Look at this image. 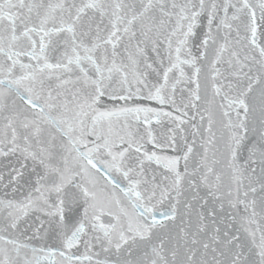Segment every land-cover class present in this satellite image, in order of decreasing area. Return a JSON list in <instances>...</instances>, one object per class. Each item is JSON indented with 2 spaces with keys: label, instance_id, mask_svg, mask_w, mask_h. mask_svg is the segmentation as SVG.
Masks as SVG:
<instances>
[{
  "label": "snow or ice",
  "instance_id": "obj_1",
  "mask_svg": "<svg viewBox=\"0 0 264 264\" xmlns=\"http://www.w3.org/2000/svg\"><path fill=\"white\" fill-rule=\"evenodd\" d=\"M0 264H264V0H0Z\"/></svg>",
  "mask_w": 264,
  "mask_h": 264
}]
</instances>
